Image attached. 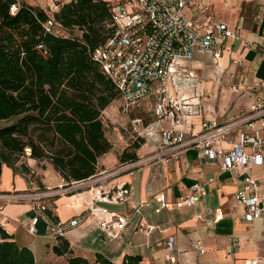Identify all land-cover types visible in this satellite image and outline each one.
<instances>
[{"label": "crops", "instance_id": "crops-1", "mask_svg": "<svg viewBox=\"0 0 264 264\" xmlns=\"http://www.w3.org/2000/svg\"><path fill=\"white\" fill-rule=\"evenodd\" d=\"M20 1L57 10L60 4L70 0ZM202 5L208 7L216 21L235 29L238 37L229 38L218 55L195 51L190 59H182L176 75L162 83H154L151 92L138 106L131 108V120H141L137 128L141 130L142 143L136 149L137 157L159 147L162 128L185 130L191 127L197 131L204 119L223 121L247 111L257 99H264V0H194L186 7V15L196 25L203 21L199 9ZM115 100L120 101L119 98ZM159 105L164 109L161 117L154 112ZM122 142L120 151L117 153L115 150L116 158L112 157L115 160L130 145L124 140ZM110 150L98 158V172L111 168L108 167L112 161L108 159ZM27 159L28 163L24 165L28 172L19 167L14 171L6 164L2 165L0 191L52 188L66 183L49 162ZM49 168L55 173H51ZM249 174L260 179L264 175V165L253 166ZM244 175L245 171L240 167L220 172L219 160L207 159L198 148H188L177 160H159L111 178L106 183L107 187L124 184L129 189L127 200L115 203L96 199L93 203L111 214L129 216L138 203L159 192H163L168 201H173L186 195L193 182L208 183L200 201L194 206L162 208L155 212L156 203L152 202L142 208V216L132 215L114 236L102 232L96 221L88 218L63 238L69 243L72 254L57 255L53 252V246L59 241L45 236V222L41 218L37 220L33 233L27 231L28 224L36 215L34 202H0V226L20 246L32 251L35 264H65L71 255L93 261L98 252L117 263L125 254H139L141 264H161L165 251L159 243L167 234L175 237L181 261L246 264L247 259L261 256L260 263L264 264V237L260 234L264 215L252 222L243 220V208L233 198ZM95 189L56 196L47 200V207L57 219L67 220L87 209ZM118 205H127V211L115 209ZM218 210L223 213L221 217H217ZM163 211L168 213L167 217L159 223L151 221V214ZM134 218L136 221L132 223ZM131 223L133 234L125 240L122 233ZM140 223L151 225L150 232H140ZM136 233L139 234L137 238L133 236ZM196 240L202 244L204 253H198L194 247Z\"/></svg>", "mask_w": 264, "mask_h": 264}, {"label": "built area", "instance_id": "built-area-1", "mask_svg": "<svg viewBox=\"0 0 264 264\" xmlns=\"http://www.w3.org/2000/svg\"><path fill=\"white\" fill-rule=\"evenodd\" d=\"M109 1L110 21L114 30L102 44L90 52V57L113 82L119 93L121 108L127 113L151 92L154 83H162L176 75L182 59H190L195 51L218 55L229 38L238 37L235 29L216 21L207 6L199 7L203 18L200 25L190 21L186 15V7L194 0ZM14 10L15 7H12L11 12ZM43 26L48 32L65 33L56 27L52 18ZM154 112L161 117L164 109L159 105ZM140 122L139 118L131 120L132 130L138 137L141 135V130L137 128ZM160 137L161 142L156 150L135 160L119 163L114 168L99 171L86 179L57 187L0 191V202L35 203L36 215L27 226L29 233L34 232L35 224L41 218L45 222V236L59 241L68 231L92 218L98 229L114 236L125 227L132 215L142 216V208L150 206L152 202L156 203L155 212L162 208L194 206L200 201L208 181L193 182L186 195L173 201H168L165 194L159 192L138 203L131 216L111 214L106 209L95 206L93 202L96 199L115 203L127 200L129 189L124 184L108 188L107 181L145 164L159 160H177L188 148H198L207 159L219 160L220 172L239 167L244 169L241 185L233 195L235 202L243 208L242 219L252 222L264 215V175L257 179L249 174L253 166L264 165V99H257L247 111L232 118L223 121L204 119L197 131L191 127L185 130L162 128ZM26 153L29 154L28 148ZM93 188L96 189L91 193V202L80 214L62 221L47 213V200L84 190L91 191ZM222 215V211L218 210L217 217ZM151 229V225L138 224L140 232L148 233ZM260 234L264 237V222ZM161 245L165 251L161 264H196L180 260L172 234H167ZM193 245L198 253H204L199 240ZM260 258L261 256L249 258L246 264H262Z\"/></svg>", "mask_w": 264, "mask_h": 264}, {"label": "trees", "instance_id": "trees-1", "mask_svg": "<svg viewBox=\"0 0 264 264\" xmlns=\"http://www.w3.org/2000/svg\"><path fill=\"white\" fill-rule=\"evenodd\" d=\"M49 18L65 33L46 31L43 24ZM110 18L109 0H70L54 11L0 0V120L15 118L0 127V174L3 164L28 172L24 164L16 165L25 154L52 164L65 184L98 173V158L112 148L102 112L119 93L90 52L113 32ZM141 143L140 137L132 141L119 162L138 158ZM53 252L72 254L65 239ZM141 261L139 254H125L117 263L98 252L93 261L71 255L65 264ZM0 264H35L32 251L1 226Z\"/></svg>", "mask_w": 264, "mask_h": 264}, {"label": "rangeland", "instance_id": "rangeland-1", "mask_svg": "<svg viewBox=\"0 0 264 264\" xmlns=\"http://www.w3.org/2000/svg\"><path fill=\"white\" fill-rule=\"evenodd\" d=\"M114 2H116L117 0H112ZM132 114L129 111L128 113L123 111L120 105V101L119 100H114L111 105L109 107H107V110L105 112L102 113V121L104 124V129H105V135L106 137L109 139V141L112 144V147L114 149L110 150V154L108 156V159H111L112 161L108 164L109 168H114L116 166L119 165V159L117 158L116 160L112 157H115V150H117V153L120 151V147L123 146V142L122 140H124L125 142H127L128 144H131L132 141L137 140L139 137L136 136V134L134 133V131L132 130V123L130 122L132 119ZM15 118H11V119H7V120H3L0 121L3 126L14 121ZM131 135V136H130ZM131 142V143H130ZM132 147V145L129 147H127L128 149ZM28 156L25 154L22 157H19L18 163L17 164H24V163H28ZM116 158V157H115ZM53 168V167H52ZM49 168V171L51 173H55L54 169ZM115 209L117 210H123V211H127V205H118L115 206ZM167 217L168 213L163 211L160 214H151V221L155 222V223H159L161 221V219L163 217ZM136 221V218H134V220L132 221V223ZM129 225L127 230H125L122 233V236L125 240H128V238H131L132 236V229H133V225ZM139 234H134L133 236L135 238L138 237ZM159 245H161V241L159 243Z\"/></svg>", "mask_w": 264, "mask_h": 264}]
</instances>
